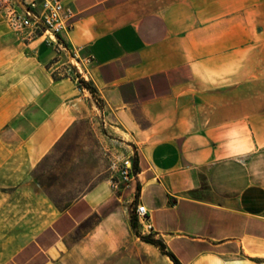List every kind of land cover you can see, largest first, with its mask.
<instances>
[{"label":"crops","instance_id":"crops-1","mask_svg":"<svg viewBox=\"0 0 264 264\" xmlns=\"http://www.w3.org/2000/svg\"><path fill=\"white\" fill-rule=\"evenodd\" d=\"M62 2L72 12L66 51L16 32L0 5L23 75L0 94V185L23 176L28 191H48L29 178L84 116L74 68L98 89L138 167L127 184L118 176L50 210L17 249L0 248V264H51L92 218L87 234L103 236L92 235L94 246L114 251L138 203L182 264H264V0ZM227 167L241 180L208 196L204 181Z\"/></svg>","mask_w":264,"mask_h":264},{"label":"rangeland","instance_id":"rangeland-1","mask_svg":"<svg viewBox=\"0 0 264 264\" xmlns=\"http://www.w3.org/2000/svg\"><path fill=\"white\" fill-rule=\"evenodd\" d=\"M14 4L15 0H0V5L5 10ZM17 41L9 28L4 27L0 32V94L23 76L15 49ZM72 72L78 76L76 82L82 90L84 116L66 134L55 151L36 165L33 177L29 178L34 184H42L48 189L47 192L28 191L30 187L21 182L27 179L23 176L18 178L19 183L13 187L0 185V237L5 239L11 233L13 237H17V240L0 242L1 249L3 246L10 251L17 249L47 222L50 210L51 215H54L93 186L116 180L120 176L123 162L129 156L133 158L126 133L116 128L111 121L98 89L90 79L82 76L83 71H76L74 68ZM80 78L87 80L89 85L82 84ZM147 123L144 120L141 125L146 126ZM227 168L222 169L220 175L218 171L210 181H204L208 196L219 194V184H236L241 180L239 168ZM263 173L264 171L260 179H264ZM250 179L252 176L246 171L243 181L246 183ZM59 180L62 181V186L57 184ZM96 222L92 218L76 230L68 243V249L51 264H118L121 261L128 264H173L156 246L144 245L145 241L137 236L131 221L125 230V243L118 249L106 251L94 246L92 235L101 241L103 236L97 232L87 234L86 231L94 227Z\"/></svg>","mask_w":264,"mask_h":264},{"label":"built area","instance_id":"built-area-1","mask_svg":"<svg viewBox=\"0 0 264 264\" xmlns=\"http://www.w3.org/2000/svg\"><path fill=\"white\" fill-rule=\"evenodd\" d=\"M23 6L19 8L17 4H14L7 7L5 17L9 26L27 39L44 37V40L54 49L66 51L68 48L61 36L71 27L68 19L72 12L62 0H31ZM135 174L134 160L132 156H129L120 170L121 180L127 184ZM135 214L142 232H153L146 205L138 203Z\"/></svg>","mask_w":264,"mask_h":264},{"label":"trees","instance_id":"trees-1","mask_svg":"<svg viewBox=\"0 0 264 264\" xmlns=\"http://www.w3.org/2000/svg\"><path fill=\"white\" fill-rule=\"evenodd\" d=\"M80 82L82 84L89 85V82L85 80L84 78H80ZM90 88L92 87L90 86ZM133 160H134V168L137 170L138 161H137L136 156H134ZM131 225L135 233L137 234V236H139L143 241L153 244L154 246L159 248L163 254L169 256L174 261V264H182L172 252L166 249V245L161 238L157 237L153 232H150L147 234L142 233V231L140 230L139 224H138V219L135 214V209H133L131 212Z\"/></svg>","mask_w":264,"mask_h":264}]
</instances>
